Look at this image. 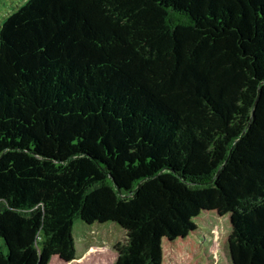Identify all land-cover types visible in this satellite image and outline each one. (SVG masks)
<instances>
[{"label": "trees", "instance_id": "obj_1", "mask_svg": "<svg viewBox=\"0 0 264 264\" xmlns=\"http://www.w3.org/2000/svg\"><path fill=\"white\" fill-rule=\"evenodd\" d=\"M264 264V0H25L0 23V264ZM232 264V263H231Z\"/></svg>", "mask_w": 264, "mask_h": 264}, {"label": "rangeland", "instance_id": "obj_2", "mask_svg": "<svg viewBox=\"0 0 264 264\" xmlns=\"http://www.w3.org/2000/svg\"><path fill=\"white\" fill-rule=\"evenodd\" d=\"M25 0H0V23ZM214 212H203L199 219L203 227L211 232V239L202 253V264H231L228 256V222L216 223ZM73 236L76 245V256L64 262L53 256L49 264H112L117 251L113 245L122 239L125 231L115 222L87 224L79 218L73 222ZM3 242L0 239V245Z\"/></svg>", "mask_w": 264, "mask_h": 264}, {"label": "water", "instance_id": "obj_3", "mask_svg": "<svg viewBox=\"0 0 264 264\" xmlns=\"http://www.w3.org/2000/svg\"><path fill=\"white\" fill-rule=\"evenodd\" d=\"M228 256H229V259H230V263L233 264V260H232L231 252H228ZM64 262H66V261H64Z\"/></svg>", "mask_w": 264, "mask_h": 264}]
</instances>
